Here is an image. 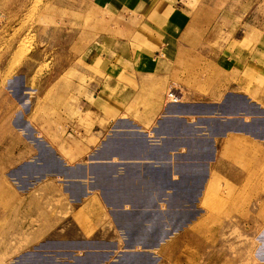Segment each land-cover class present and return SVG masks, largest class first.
I'll use <instances>...</instances> for the list:
<instances>
[{"label": "crops", "instance_id": "0c3cea01", "mask_svg": "<svg viewBox=\"0 0 264 264\" xmlns=\"http://www.w3.org/2000/svg\"><path fill=\"white\" fill-rule=\"evenodd\" d=\"M115 2L130 18L120 37L105 36L88 100L39 138L46 145H26L24 214L54 239L47 252L86 254L80 264L137 253L157 264L173 238L225 220L226 187L264 188V95L253 97L264 55L202 48L229 10Z\"/></svg>", "mask_w": 264, "mask_h": 264}, {"label": "rangeland", "instance_id": "374dc122", "mask_svg": "<svg viewBox=\"0 0 264 264\" xmlns=\"http://www.w3.org/2000/svg\"><path fill=\"white\" fill-rule=\"evenodd\" d=\"M115 3L0 0V264H80L86 255L46 251L54 239L42 238L39 221L25 220L22 168L32 157L26 145H46L39 138L62 126L83 97L88 100L92 77L87 74L105 68L110 47L105 36L120 37V22L130 18L129 12L115 10ZM201 3L230 11L220 14L225 27L217 34L210 29L203 49L263 58L264 0H181L178 5ZM259 95L264 81L253 97ZM33 135L36 140H26ZM221 200L225 220H210L197 235L173 238L157 264H264V188L226 187ZM212 207L216 210L211 205L210 212ZM141 256L129 253L110 264H139Z\"/></svg>", "mask_w": 264, "mask_h": 264}, {"label": "built area", "instance_id": "2783aa9c", "mask_svg": "<svg viewBox=\"0 0 264 264\" xmlns=\"http://www.w3.org/2000/svg\"><path fill=\"white\" fill-rule=\"evenodd\" d=\"M173 94H174V92L169 91V96L167 98H172L173 97Z\"/></svg>", "mask_w": 264, "mask_h": 264}]
</instances>
